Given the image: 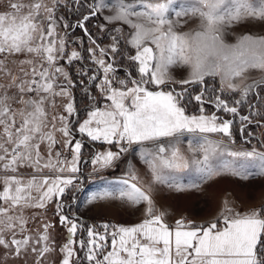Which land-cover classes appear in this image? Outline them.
<instances>
[{"label":"rangeland","instance_id":"obj_1","mask_svg":"<svg viewBox=\"0 0 264 264\" xmlns=\"http://www.w3.org/2000/svg\"><path fill=\"white\" fill-rule=\"evenodd\" d=\"M160 225L264 264V0H0V264H136Z\"/></svg>","mask_w":264,"mask_h":264},{"label":"crops","instance_id":"obj_2","mask_svg":"<svg viewBox=\"0 0 264 264\" xmlns=\"http://www.w3.org/2000/svg\"><path fill=\"white\" fill-rule=\"evenodd\" d=\"M95 134H98L97 130L95 131ZM143 134H147V132L143 133ZM127 141H129V140L127 139ZM100 144H105V142H100ZM124 177L125 176H123V178ZM92 192L93 191L90 192V194H89L90 196H91ZM125 199L128 200V197H125ZM89 200L90 199L87 200L88 201V204H87L88 207H89ZM129 200H131V199H129ZM133 202L140 203V200H138V198H136V200H133ZM101 206H104V205L102 204ZM100 210L106 211L103 208ZM142 211H147V210H142ZM214 231L215 230H210L209 233H212ZM174 234L175 233L173 231V228H166V227H163L161 225L160 226H152V227H149L148 229H145L143 231L141 230V232L137 235L134 234V237L136 239L138 238V235H139V240L142 241V242L139 241V243L138 244L136 243L134 246L136 248L134 250V252H135V259L134 260L136 261V264H177L175 262H176V259L178 258V256H180V254L182 255L181 248L183 247V245L179 241L175 240ZM117 236L120 237V233ZM142 236H144V237H142ZM119 237H118L117 242L120 241ZM198 241L199 240H197V242H195V244L193 246L194 250L197 249L196 246H197ZM209 246H211V245L209 244ZM168 248L169 249L171 248V250H172V252H171L172 257H171L170 261H167L163 258V256L166 254L165 251H168ZM216 249H218V246L215 245L214 250H216ZM107 252H112V251L109 250ZM183 261L185 262V264H196V263H193L196 260L193 261L191 258V255H187L186 257H183L180 261L177 260L178 263L183 262ZM199 264H210V263L208 261H203L202 263L199 261Z\"/></svg>","mask_w":264,"mask_h":264},{"label":"trees","instance_id":"obj_3","mask_svg":"<svg viewBox=\"0 0 264 264\" xmlns=\"http://www.w3.org/2000/svg\"><path fill=\"white\" fill-rule=\"evenodd\" d=\"M84 34H86L87 36H90L91 38H92V36H91V34L90 33H87V32H85ZM93 39V38H92ZM89 69V68H88ZM93 69L94 68H90L89 70H91V73H92V77H94V78H96V79H98L99 78V74L96 76V73L94 72L93 73ZM90 145L92 146V147H95V148H97L98 146L96 145V144H93V143H90ZM78 192H65L64 193V195H63V202H64V204L67 206V210H73V207H74V200L76 199V194H77ZM104 256V255H103Z\"/></svg>","mask_w":264,"mask_h":264},{"label":"water","instance_id":"obj_4","mask_svg":"<svg viewBox=\"0 0 264 264\" xmlns=\"http://www.w3.org/2000/svg\"><path fill=\"white\" fill-rule=\"evenodd\" d=\"M96 13H97V10L95 9V12H93V14L92 15H96ZM85 21V20H84ZM84 21H83V23H84ZM82 23V24H83ZM87 32V31H86ZM93 40V39H92ZM94 41V40H93Z\"/></svg>","mask_w":264,"mask_h":264},{"label":"built area","instance_id":"obj_5","mask_svg":"<svg viewBox=\"0 0 264 264\" xmlns=\"http://www.w3.org/2000/svg\"><path fill=\"white\" fill-rule=\"evenodd\" d=\"M123 147L126 148L127 147V143H123Z\"/></svg>","mask_w":264,"mask_h":264},{"label":"bare ground","instance_id":"obj_6","mask_svg":"<svg viewBox=\"0 0 264 264\" xmlns=\"http://www.w3.org/2000/svg\"><path fill=\"white\" fill-rule=\"evenodd\" d=\"M97 203V202H96ZM101 207V206H100Z\"/></svg>","mask_w":264,"mask_h":264}]
</instances>
